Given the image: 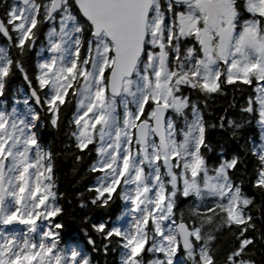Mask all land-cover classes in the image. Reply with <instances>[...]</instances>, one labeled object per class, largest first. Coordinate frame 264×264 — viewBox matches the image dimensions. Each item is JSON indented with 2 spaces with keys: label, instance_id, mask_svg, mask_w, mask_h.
<instances>
[{
  "label": "snow or ice",
  "instance_id": "6c2138e0",
  "mask_svg": "<svg viewBox=\"0 0 264 264\" xmlns=\"http://www.w3.org/2000/svg\"><path fill=\"white\" fill-rule=\"evenodd\" d=\"M0 8V96L17 72L30 90L23 114L0 110V226H27L22 237L0 227V264H90L60 247L54 154L40 143L45 123L32 107L59 130L72 102L69 136L79 152L96 153L89 171L101 174L80 206L108 208L114 195L129 205L115 221L93 224L105 252L116 238L120 264H254L245 257L255 201L237 178L244 160L221 149L209 163V125L193 94L206 106L225 85L253 88L240 111L260 129V142L250 141L258 161L250 183L264 193V0H4ZM44 24L49 57L30 78L22 58ZM246 123L222 117L211 127L235 136ZM181 196L193 199L199 223L177 213ZM38 220L48 222L42 235ZM225 229L235 243L221 260Z\"/></svg>",
  "mask_w": 264,
  "mask_h": 264
},
{
  "label": "trees",
  "instance_id": "16d2710c",
  "mask_svg": "<svg viewBox=\"0 0 264 264\" xmlns=\"http://www.w3.org/2000/svg\"><path fill=\"white\" fill-rule=\"evenodd\" d=\"M13 0H7L11 4ZM0 4H4V0H0ZM4 12V8H0V15ZM245 17L249 14L245 13ZM49 25H41L37 32L35 47L26 52L24 57V64L28 70L30 78L34 77L37 71L36 65L40 61L42 48H45L46 34ZM7 41L0 37V45L6 44ZM15 49H13V54ZM83 55V53H82ZM33 84L35 80L33 79ZM255 96L253 88L248 85L230 86L225 85L224 91L221 94H213L207 98L205 106V97L200 94H193V99H199L200 106L203 109L204 117L209 125L207 131V140L212 145L214 151L208 154L209 163H216V152L221 149L227 155L239 154L244 160L239 173H237L238 180L242 178L244 191L254 199L255 206L252 208V216L256 224V230L250 231L249 235L254 238L255 244L251 246V252L245 257L254 262V264H264V241L261 237L264 236V193L254 188L250 180L254 177V168L257 167V159L250 154L252 147L250 141L260 142V129L256 124L255 116H249L240 111L241 107L247 104L248 98ZM30 97V90L28 84L25 82L23 76L17 72L6 84L5 93L0 96V108L8 110L14 104L21 107L23 98ZM32 107L40 112L41 118L45 123L44 127H38L36 131L39 135L40 143L47 148H50L54 154V182L56 187L53 191L57 194L56 204L62 208V213L55 217L56 221L63 224V228L57 231L60 232L59 241L60 247L65 251L69 246H74L82 251L85 257L90 259V264H120L121 249L117 244L116 238L111 241V247L107 252L104 250V244L108 243L103 240L101 236L93 229V224H98L101 221H106L111 218L113 221L121 214L125 208V204L114 195L113 201L108 208H100L91 204L86 207H81L82 202H87L93 196L88 188L97 183V176L99 173H91L89 171L91 165L96 162L97 156L94 151L79 152L74 147V141L70 138L69 133L72 127L69 121L75 113V103L66 104L62 108L61 125L59 130L54 129L47 123L48 117L38 106L32 103ZM227 117L240 121L241 119L251 123H246L245 126L237 130L236 135L233 136V129L225 126L224 129L220 127H211V125H219L220 119ZM69 145H73L69 147ZM93 146H90L92 148ZM81 156L82 159H76ZM120 189H117L119 192ZM193 199L178 197L176 211L179 214L183 212L184 219L191 223L199 220L191 213L193 206ZM207 202H205L206 204ZM47 227V221L42 222ZM210 225H205V230H208ZM218 246L217 255L221 260L226 256L228 251L235 243V237L225 229L222 233H217ZM95 241V244H90L89 239ZM150 254L145 259H150ZM179 262V261H178Z\"/></svg>",
  "mask_w": 264,
  "mask_h": 264
},
{
  "label": "rangeland",
  "instance_id": "374dc122",
  "mask_svg": "<svg viewBox=\"0 0 264 264\" xmlns=\"http://www.w3.org/2000/svg\"><path fill=\"white\" fill-rule=\"evenodd\" d=\"M48 29H49V27H48ZM47 32H48V31H47ZM47 48H48V42H47V35H46L45 48H42V49H44V51H43L42 54H41V58H40V61H39V62H41L42 60L47 59V58L49 57V53H48L47 50H46ZM25 98H26V97H24L23 100H22L21 107H19L18 104H14V105L11 106L7 111H8V112H11V110H12L13 108H15V109L17 110L18 113L23 114L24 111H25V105H24V103H23V101H24ZM0 110H4V109L0 108ZM4 111H6V110H4ZM127 207H129V205H125V208H127ZM125 208H124V209H125ZM127 223H128V217H125L123 220L119 221V225H120L121 227L126 226ZM37 225H38V229H39V233H40V235H42V233H43L44 231H47V230H48L47 227H45V226L43 225L42 221H40V220L37 221ZM0 227H2V230H3L6 234H9V235H11V234H19L20 237H22L23 234H24V233L26 232V230H27V226H24V225H18L17 228H13V229L8 228L7 226H0ZM40 235H36V234H34V239H36V240L38 241L39 238H40ZM73 248H75L77 251H79V252L81 253L82 256H85L84 253H83L82 251H80L78 248H76V247H74V246H69V247L66 249V252H69V253H70V251H71ZM178 264H179V262H178Z\"/></svg>",
  "mask_w": 264,
  "mask_h": 264
},
{
  "label": "water",
  "instance_id": "95a60500",
  "mask_svg": "<svg viewBox=\"0 0 264 264\" xmlns=\"http://www.w3.org/2000/svg\"><path fill=\"white\" fill-rule=\"evenodd\" d=\"M18 225L19 224L14 223L12 225H8L7 227L13 229V228H17Z\"/></svg>",
  "mask_w": 264,
  "mask_h": 264
},
{
  "label": "flooded vegetation",
  "instance_id": "af4514ba",
  "mask_svg": "<svg viewBox=\"0 0 264 264\" xmlns=\"http://www.w3.org/2000/svg\"><path fill=\"white\" fill-rule=\"evenodd\" d=\"M241 2H242V0H241Z\"/></svg>",
  "mask_w": 264,
  "mask_h": 264
}]
</instances>
